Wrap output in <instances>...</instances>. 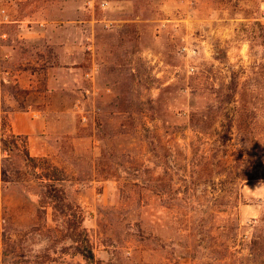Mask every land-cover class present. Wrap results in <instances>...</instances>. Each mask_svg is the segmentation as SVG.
I'll list each match as a JSON object with an SVG mask.
<instances>
[{
	"label": "rangeland",
	"instance_id": "1",
	"mask_svg": "<svg viewBox=\"0 0 264 264\" xmlns=\"http://www.w3.org/2000/svg\"><path fill=\"white\" fill-rule=\"evenodd\" d=\"M0 264H264V0H0Z\"/></svg>",
	"mask_w": 264,
	"mask_h": 264
},
{
	"label": "trees",
	"instance_id": "2",
	"mask_svg": "<svg viewBox=\"0 0 264 264\" xmlns=\"http://www.w3.org/2000/svg\"><path fill=\"white\" fill-rule=\"evenodd\" d=\"M231 135H232V123L229 122L227 124L225 131L223 132V136H224L223 140L225 144L227 143V140H229ZM27 156L29 157L28 153ZM35 168L41 169L42 171L41 176L46 177L49 182L55 179V178L54 179L50 178V176H46V174L44 175V168H42V166L37 165L35 166ZM49 182L44 184V187L47 190L46 198L54 203L55 213L59 212L60 214H63L67 217V222L69 223V229L73 230V233L71 234V236H69V238L73 242V248L75 252L81 255L86 261L88 262L93 261L94 254L90 242V236L88 234V230L84 227V222H85L84 212L81 210V208H77V209L74 208L73 204L69 202L64 189H62L61 187H57V185L52 182L51 183ZM67 209H70V211H72V215H73L72 220L68 218L71 216V214L70 215L66 214ZM255 244L258 243L255 242ZM250 250H251L250 255L253 254L254 257H257L256 254H254V252L252 251V246Z\"/></svg>",
	"mask_w": 264,
	"mask_h": 264
},
{
	"label": "crops",
	"instance_id": "3",
	"mask_svg": "<svg viewBox=\"0 0 264 264\" xmlns=\"http://www.w3.org/2000/svg\"><path fill=\"white\" fill-rule=\"evenodd\" d=\"M46 32H48V31H44V33H46ZM41 33H43V32H41ZM29 35H31L32 36V33H30L29 32ZM66 83V80H61V81H59V87H61V85L62 84H65ZM18 116H20V115H15V118H14V121H15V126H17V127H19L18 125H20L19 124V119L20 118H18ZM36 127H37V124H34L32 127H25V128H23V126L21 127V125H20V127H19V131H23V129L24 130H30L31 129V131H32V129L34 128V130L36 129ZM22 129V130H21ZM27 131H23V132H25V133H27Z\"/></svg>",
	"mask_w": 264,
	"mask_h": 264
},
{
	"label": "clouds",
	"instance_id": "4",
	"mask_svg": "<svg viewBox=\"0 0 264 264\" xmlns=\"http://www.w3.org/2000/svg\"><path fill=\"white\" fill-rule=\"evenodd\" d=\"M257 189L255 188L254 190L253 189H250V191H256Z\"/></svg>",
	"mask_w": 264,
	"mask_h": 264
},
{
	"label": "built area",
	"instance_id": "5",
	"mask_svg": "<svg viewBox=\"0 0 264 264\" xmlns=\"http://www.w3.org/2000/svg\"><path fill=\"white\" fill-rule=\"evenodd\" d=\"M89 5H90V6L92 5V1L89 2Z\"/></svg>",
	"mask_w": 264,
	"mask_h": 264
}]
</instances>
